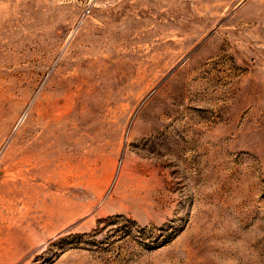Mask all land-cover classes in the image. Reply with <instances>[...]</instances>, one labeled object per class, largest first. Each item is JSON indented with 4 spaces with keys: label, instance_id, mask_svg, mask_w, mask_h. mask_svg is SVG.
Returning a JSON list of instances; mask_svg holds the SVG:
<instances>
[{
    "label": "rangeland",
    "instance_id": "1",
    "mask_svg": "<svg viewBox=\"0 0 264 264\" xmlns=\"http://www.w3.org/2000/svg\"><path fill=\"white\" fill-rule=\"evenodd\" d=\"M75 58V131L20 183ZM0 264H264V0H0Z\"/></svg>",
    "mask_w": 264,
    "mask_h": 264
},
{
    "label": "bare ground",
    "instance_id": "2",
    "mask_svg": "<svg viewBox=\"0 0 264 264\" xmlns=\"http://www.w3.org/2000/svg\"><path fill=\"white\" fill-rule=\"evenodd\" d=\"M81 62V58L74 59L69 73L61 77L52 95L44 97L37 103L34 112L30 115L29 124L17 133L5 158L12 161V174H25L30 171L28 177L22 178L20 183L39 178L46 184L49 182L47 176L56 173L53 162L59 161L57 154L62 151L61 144L57 146L58 141L73 135L75 130L72 128L75 125H72L76 121L73 113L78 107L76 101L83 99L84 94L87 93L84 88L87 84L86 76L79 68ZM25 116L21 117L19 123L25 119ZM58 174H61L59 170ZM6 182L9 184H6L4 194L9 193L15 185Z\"/></svg>",
    "mask_w": 264,
    "mask_h": 264
}]
</instances>
